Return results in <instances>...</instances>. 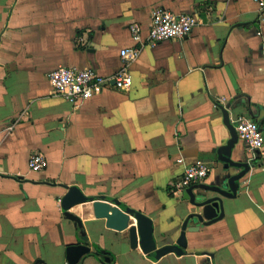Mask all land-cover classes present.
Segmentation results:
<instances>
[{
  "label": "crops",
  "instance_id": "obj_1",
  "mask_svg": "<svg viewBox=\"0 0 264 264\" xmlns=\"http://www.w3.org/2000/svg\"><path fill=\"white\" fill-rule=\"evenodd\" d=\"M157 8L197 23L182 39L135 41L130 25L145 39ZM134 46L130 88L76 102L54 92L57 66L111 77ZM238 115L264 132L254 0H0V264H69L78 243L90 249L76 264H264V156L238 137ZM192 162L208 175L177 190ZM71 186L86 200L63 208ZM96 199L150 217L154 247H131L127 229L94 215Z\"/></svg>",
  "mask_w": 264,
  "mask_h": 264
},
{
  "label": "built area",
  "instance_id": "obj_2",
  "mask_svg": "<svg viewBox=\"0 0 264 264\" xmlns=\"http://www.w3.org/2000/svg\"><path fill=\"white\" fill-rule=\"evenodd\" d=\"M258 9L264 14V0H254ZM197 19L193 13H174L164 8L153 10L150 25L142 38L143 28L137 24L130 25L132 38L139 43L147 41L155 44L163 40L182 39L190 34ZM140 52L137 46L121 50L122 66L111 77L98 74L91 68H76L59 65L48 73V79L54 92L71 102L88 99L108 88L127 89L132 85L128 71L129 60L135 59ZM238 137L246 144L248 151L255 156H264V132L258 123L245 115L231 119ZM182 158H178L182 162ZM47 166V159L42 152L35 151L28 159L30 170L39 171ZM210 167L204 162L185 163L180 179L176 182L177 190L187 188L204 180Z\"/></svg>",
  "mask_w": 264,
  "mask_h": 264
},
{
  "label": "water",
  "instance_id": "obj_3",
  "mask_svg": "<svg viewBox=\"0 0 264 264\" xmlns=\"http://www.w3.org/2000/svg\"><path fill=\"white\" fill-rule=\"evenodd\" d=\"M86 197L80 192L76 186H71L68 192L62 198V207L69 208L73 204L83 202ZM93 213L96 217L106 219L108 227L122 230L127 229L129 234V242L131 247L139 246L143 251L151 250L154 247L152 239L153 223L150 217L140 211H124L119 206L110 204L103 200L92 201ZM130 215H133L135 222L130 223ZM203 215L206 218H212L216 215L213 205L204 203ZM183 235H181L178 248L184 245ZM89 247L85 244H70L66 248V259L69 264L78 263L80 257L89 251ZM176 252L179 250L175 249Z\"/></svg>",
  "mask_w": 264,
  "mask_h": 264
}]
</instances>
